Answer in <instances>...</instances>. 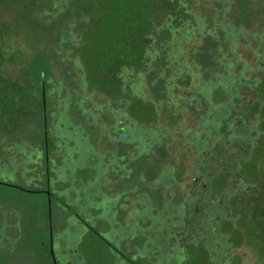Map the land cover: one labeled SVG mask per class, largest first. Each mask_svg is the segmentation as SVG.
I'll return each mask as SVG.
<instances>
[{
	"label": "trees",
	"instance_id": "obj_1",
	"mask_svg": "<svg viewBox=\"0 0 264 264\" xmlns=\"http://www.w3.org/2000/svg\"><path fill=\"white\" fill-rule=\"evenodd\" d=\"M9 1L13 0H0V12ZM35 1H22L24 6L17 11L18 16L24 19L26 31H33L37 26L31 20L34 11L30 9ZM189 1L171 0L168 10L159 11L153 8L150 0H66L69 5L66 16L69 20H77V41L84 46L75 45L74 63L81 73L80 87L116 105L111 112L115 120L112 131L115 138L112 140L117 143L110 147L119 149L123 164V167L117 164L124 172V181L119 183L121 188L118 184L116 187L118 191L128 186L133 188L135 175L145 173L149 178L154 177L163 167V149L159 146H163L164 140L159 138L158 132L148 130L158 121L161 110L155 101L147 99L143 79L148 78V82L151 79L153 85L157 84L156 93L159 94L170 91V83L175 80L185 84L190 81V75L174 78L175 74H164L163 71L149 74L151 70L155 71L152 65L162 69L159 51L152 52L155 45L161 47L166 62H171V59H176V52H180L184 43L193 36L182 20L187 15ZM13 2L17 5L19 0ZM250 3L251 0H224L221 10L224 14L234 12L239 21L246 24L253 16ZM83 18L89 19L92 25L85 26ZM225 20L228 22V18L223 22ZM228 28L221 29L217 39H231L236 47L233 39L238 35L234 30L237 27L229 23ZM206 41H210L209 38ZM257 45L264 63V39L257 41ZM221 49L215 45L210 53L199 55L205 70L209 71L206 77L210 80L208 86L194 92V99L205 109L213 99L219 101L223 98V90L215 89L214 82L219 80L222 85L224 78L226 82L230 76L221 62L222 58L219 57L218 62L214 60ZM211 53L215 57L209 55ZM4 55L0 66L8 61L7 54ZM11 56L19 71L18 77L12 78L0 67V133L20 143L18 153L26 157L24 164L27 168L24 171H29L34 177L25 183L23 178H17L14 175L17 170L15 159L13 173L0 170V222L3 223L0 242L6 237L7 227L12 230L10 235L13 237L9 239L7 249H3L5 245L0 243L3 245L0 264H150L147 258H140L141 262L137 263L123 253L125 235L118 208L122 194L112 197L113 192L104 189L110 162L106 164V157L100 153L96 139L99 116L92 114L84 95L76 92L59 102L58 110L61 111L53 122L55 112L46 102L55 86L50 76L52 66L45 59ZM124 69H132L135 74L128 82L111 77L113 72H123ZM57 85L59 93L62 89L70 90L64 88L62 82ZM261 91L264 94V79ZM26 96L28 103L24 108L19 107L17 99ZM202 119L204 121L205 116ZM112 136L110 133L109 137ZM196 144L202 150L208 146L206 140H198ZM152 145L158 148L150 150ZM127 148L129 152L126 154ZM162 173L166 177V185L170 186L173 183L170 177L172 167H166ZM143 181L141 179V184H138L140 191L150 195L151 190L144 186ZM224 183L222 177L211 178L206 184V196L214 199L223 190ZM151 195V199L141 201L145 205L143 215L146 218L160 209L153 219L161 220L163 211L168 213V217L178 212L180 221L183 219V206H176L171 200L165 204L159 195ZM203 203L206 204V200L199 202ZM10 219L14 221L13 225L8 223ZM163 222L161 227L168 229ZM170 235L164 237L166 242L171 239ZM233 244L240 246L244 243L236 239ZM204 246V243L196 246V240H192L187 248L188 255L191 253L192 256L187 258L186 264H197L194 255ZM200 258L199 264L208 263L207 256Z\"/></svg>",
	"mask_w": 264,
	"mask_h": 264
},
{
	"label": "rangeland",
	"instance_id": "obj_2",
	"mask_svg": "<svg viewBox=\"0 0 264 264\" xmlns=\"http://www.w3.org/2000/svg\"><path fill=\"white\" fill-rule=\"evenodd\" d=\"M13 1H9L0 12V60L4 59V54H7L8 58L7 63L0 66L2 72L10 74L12 78L18 77L17 72L19 70L12 56L9 57L13 54L26 59H45L52 66V75L50 76L53 77L55 82L54 90L50 92L46 99L48 106H51L53 112H55L52 120L55 117L56 119L53 122L57 120V116L61 111L58 110L59 102L63 101L66 96L73 95V93L76 94V92L84 95L83 97L87 99L89 106L92 108V114L99 116L100 127L97 126L96 128V139L100 153L106 157V164L110 162L109 172L105 177L104 189L111 190L113 192L112 197L118 196V193L122 194L118 208L120 224L125 235L122 244L123 253L129 258H134L137 263L141 262L140 258H147L150 264H169L170 260L179 256L175 252L176 244L172 242V239H178V236H180L183 238L184 243H188L187 247L190 246L194 238L198 239V244L204 243L203 250L194 255L197 259L195 261L197 264L202 260L200 257L206 256L211 258V262L207 264H232L228 259L230 256L239 258V264H248V261H252L249 249L245 244L238 247H229L227 245L223 248L226 242L224 238H221L216 243L215 235H226L230 230L228 224L222 226L224 232H216L217 226L215 223L210 225L199 224L202 219L214 217L213 213H206L208 211H205L208 207H214V202L203 204L201 208H197L196 205L195 207L191 206L186 214L189 220L188 218L187 220L184 219L182 225L179 222L178 212L168 217V213L163 211L161 220L153 219L160 213L161 210L159 209L157 212L155 211L156 213H152V217L148 216L146 218L143 215L144 211H146L145 205L141 201L147 198L151 199V194H157L165 204L171 200L172 204H176V206L186 207L187 201L194 197L199 196L205 199L207 191L204 186L207 182L204 178L206 177L205 175H211V173H205L209 169L206 168L204 170V167L209 164L206 159L210 155L214 157L216 152L215 146L213 147L215 139H211L204 150L196 144L198 140H205V135L197 137V134L201 132L202 118H204L206 109L202 103L195 100L194 92L208 86L207 84L209 83L207 82L210 80L209 77V79L206 77L209 71L205 70L204 63L200 61L199 55L202 52L206 55L211 48L217 45L222 49L217 51L214 60L218 62V58L221 57V62L225 66L226 71L230 72V75L236 81H238L240 72L244 69H247L245 70L246 78H254L259 75L257 69L262 61V56L258 49L257 41L260 42V40L264 39V0H251L250 9L253 10V16L246 24L239 21L240 18L234 12L224 14V11L221 10L224 0H191V2L187 3V15H184L182 20L187 26L188 33H193V36L188 42L184 43L180 52H176V59L166 62L164 55H162L161 47L159 45L154 46L152 52L154 50L159 51L163 61L161 63L162 69H157L152 65V69L155 71L151 70L149 74L153 75L163 71L164 74H175L174 78H180L181 75L182 77L190 75L191 79L187 84L185 82L181 83L180 80L171 82L170 91L165 90L162 94L156 93L158 85H153L151 79L149 82L148 78L143 79L147 99L155 101V104L161 110L158 121L153 126H150L148 130L158 132L159 138L164 140L163 146L161 145L159 148L163 149V154L166 151V154H162L163 167L160 173L150 178L145 173L135 175V188L128 186L123 191H121V186L119 185V183L121 184L124 181L122 179V173L124 172L120 168L123 167L122 161H120L121 155L118 154V148L110 147V145L114 146L117 143L112 140L115 138V135L112 136L113 125L115 124L112 112L116 105L99 94L85 91V89L80 87L81 73L76 69V64L74 63L75 45L78 47L84 46L81 41H77V20H69L66 16L65 12L69 8L68 2L66 0H37L32 3L30 9L34 13H31V20L37 26L33 31H26L23 23L24 19L20 15L18 16L17 13L18 9L22 7L24 0H19L17 5H13ZM150 3L154 9L161 11L169 9L171 0H150ZM224 18H228V22L226 20L223 22ZM83 21L87 27L92 25L87 18H83ZM229 23L237 27L234 30L238 32V35L233 39L237 43L236 47L232 45L231 39H225V41L217 39L221 29H229ZM207 38L210 41H206ZM232 49L234 50L233 52ZM209 55L215 57L214 53ZM231 64H233L232 67ZM134 76L132 69H124L123 72H113L111 75L114 80L119 79L123 83L128 82ZM211 80H214V78L211 77ZM60 82H62L64 88L70 89L69 92L65 91L66 89H62V93H59L57 89L59 85L57 84ZM246 97L249 99L248 95ZM27 99V96L18 98L16 102H18L19 107L24 108L28 103ZM130 103L129 106L131 107L132 104ZM110 133L112 137H109ZM19 147H21L20 143L14 142V138L0 133V170L13 173V160L15 159L17 170L14 175L19 179L23 178L22 181L25 183L34 176L32 173H28L29 171H24V168H27L24 164L26 157L19 155ZM155 148H158L157 145H152L150 150ZM127 152H129L128 148L125 149L126 154ZM117 164H120V167ZM166 167H172L173 169V173L170 175L173 183L170 186L166 185V177L162 173L166 170ZM29 169L31 170V167ZM141 179L144 180V186L151 190L150 195L146 196L143 191H140L138 184H141ZM117 184L120 186L119 191L116 188L118 187ZM227 191L229 194L230 185ZM140 195L143 196L142 199ZM218 200L215 202L216 204ZM195 218L196 222H194L195 220L193 221ZM13 222L11 219L8 221L12 225L14 224ZM162 222L167 225L168 229L161 227ZM244 223L247 224V222ZM1 228H3L2 222H0V230H2ZM248 229H250L249 234L251 237L249 240L252 251L256 255L264 257V226L255 224L249 226ZM11 231L10 228H6L4 232L6 237L0 242L5 245V248L0 244V249L2 246L3 249H7L9 239H13L10 235ZM211 231L215 232L214 236L210 235ZM168 234L173 235L175 238L171 237L166 242L164 237ZM213 248L220 251L223 249V258H217L215 252L213 253ZM186 256L188 258L192 255L187 253ZM16 264L21 263L17 262ZM182 264H186V262Z\"/></svg>",
	"mask_w": 264,
	"mask_h": 264
},
{
	"label": "flooded vegetation",
	"instance_id": "obj_3",
	"mask_svg": "<svg viewBox=\"0 0 264 264\" xmlns=\"http://www.w3.org/2000/svg\"><path fill=\"white\" fill-rule=\"evenodd\" d=\"M245 70L247 69L240 72L238 81L230 75L226 82L224 78L223 86L219 80L214 82L215 89L223 90V98L219 101L213 99L207 104V109L204 111L205 120L201 124L202 135H205L208 145L211 139H215L213 147L215 146L216 152L214 157L210 156L206 159L209 164L204 170L206 168L209 170L205 173H212L205 175L204 180L209 183L211 178L222 177L225 186L214 199L207 196L203 199L198 196L192 198L196 201H187L186 207L183 206L185 215L180 224L183 225L184 219L189 220L186 214L191 206L196 205L197 208H201L203 205L199 202L202 203L204 200L206 203L214 202V207L205 210L208 211L206 213H213L214 217L202 219L198 223L202 225L215 223L216 232H224L222 226L228 224L230 230L224 236L210 232L211 236H216V243L224 238L226 242L223 248L227 245L238 247L233 243L236 239H240L250 252L252 261H248V264H264V257L256 255L251 249L249 240L251 235L248 229L255 224L264 226V94L261 91L264 63L260 62L257 69L259 75L254 78H246ZM245 95H248L249 99ZM204 188L207 191L206 185ZM173 235L172 238H175ZM178 237L175 238V252L179 256L170 260L169 264H182L187 260L188 243H184L183 238ZM194 240L196 246L200 245L197 243L198 239L194 238ZM214 249L213 253L215 252L217 258H223V249L221 251ZM228 259L232 264L240 263L239 258L235 256H230ZM207 262H211L210 256L207 257Z\"/></svg>",
	"mask_w": 264,
	"mask_h": 264
}]
</instances>
